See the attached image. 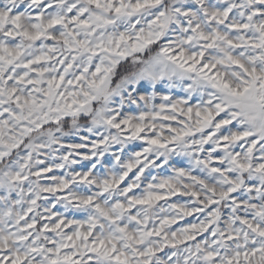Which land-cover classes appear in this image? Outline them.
Masks as SVG:
<instances>
[{
  "label": "snow or ice",
  "instance_id": "snow-or-ice-1",
  "mask_svg": "<svg viewBox=\"0 0 264 264\" xmlns=\"http://www.w3.org/2000/svg\"><path fill=\"white\" fill-rule=\"evenodd\" d=\"M0 264H264V0H0Z\"/></svg>",
  "mask_w": 264,
  "mask_h": 264
}]
</instances>
